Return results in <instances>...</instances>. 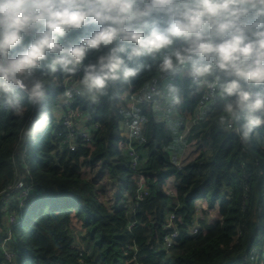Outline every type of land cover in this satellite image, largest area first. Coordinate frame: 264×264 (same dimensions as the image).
<instances>
[{
  "label": "trees",
  "instance_id": "16d2710c",
  "mask_svg": "<svg viewBox=\"0 0 264 264\" xmlns=\"http://www.w3.org/2000/svg\"><path fill=\"white\" fill-rule=\"evenodd\" d=\"M89 31L74 30L69 37L86 36ZM177 47L179 43L136 58L143 68L135 77L107 82L99 93L102 101L93 111L101 129L91 149L56 151L61 139L51 135L50 120V131L35 148L30 144L36 138L26 139L29 152L17 156L33 108L26 100L20 116L0 108V264L7 263L2 244L10 231L7 213L11 212L24 216L12 228L5 249L16 255L15 264H264V124L244 141L237 126L229 129L220 123L224 100L213 97L200 106L203 84L184 73L187 65L170 81L174 74L161 72L159 65L164 52L169 54ZM107 48L87 51L82 76L84 68L96 63ZM54 55L49 54L42 65ZM34 72L46 81L45 104L50 111L54 107L50 104L63 92L55 79L63 82L69 74L60 69L51 73L47 67ZM169 85L178 91L171 93ZM129 86L141 99L152 87L165 98L163 110L153 109L146 101L137 110L144 124L141 137L133 141L140 155L135 174L130 156L120 148L124 141L120 126L129 117L122 95ZM160 115L164 121L157 119ZM199 128L204 131L194 144L190 136ZM198 145L195 157L185 155L179 165L168 152L169 148L186 151ZM98 166L103 175L107 173L108 179L120 184L110 203L104 202L105 191L82 173L84 168ZM137 175L146 181L148 195L143 201L138 199ZM20 178L34 189V199L22 204L7 201L5 191ZM199 205L203 208L197 214ZM196 214L200 233L191 236L185 228L195 225ZM172 215L180 238L165 250ZM79 231H83L81 237Z\"/></svg>",
  "mask_w": 264,
  "mask_h": 264
},
{
  "label": "clouds",
  "instance_id": "9594fccd",
  "mask_svg": "<svg viewBox=\"0 0 264 264\" xmlns=\"http://www.w3.org/2000/svg\"><path fill=\"white\" fill-rule=\"evenodd\" d=\"M81 29L89 34L62 43ZM176 43L162 55L160 71L175 74L187 65L194 82L225 101L220 123L237 126L247 141L264 124V0H0V108L17 116L25 100L39 108L25 131L35 139L51 116L49 89L34 70L74 74L89 49L114 45L84 68L81 94L95 101L109 80L142 70L136 58ZM49 54L55 55L42 65ZM169 91L178 90L169 85Z\"/></svg>",
  "mask_w": 264,
  "mask_h": 264
},
{
  "label": "built area",
  "instance_id": "2783aa9c",
  "mask_svg": "<svg viewBox=\"0 0 264 264\" xmlns=\"http://www.w3.org/2000/svg\"><path fill=\"white\" fill-rule=\"evenodd\" d=\"M80 36L66 37L62 43H66L68 40H78ZM164 54H167L164 52ZM83 62L81 65L77 66V71L74 74H69L66 76L63 82L59 81V79H55L56 83L59 87L63 88V92L58 95L55 100V104L52 110L49 111L51 116V122L53 130L51 131V135L61 139L58 146H56V151L63 147H66L71 152H78L81 148L83 149H91L93 147L95 133L101 129V125L99 122L95 121L93 116V111L95 106L102 101V95L96 93L97 99L93 101L89 94L83 93L81 94L82 85L80 84V80L82 79V71H83ZM59 71V68L57 72ZM188 75L187 71L184 72ZM189 76V75H188ZM176 77L174 74L170 81H173ZM203 79V78H198ZM203 97L200 103V106L204 105L208 101L213 98L211 90L207 87V85L203 84ZM66 90H71L72 96L65 97L64 92ZM175 97L172 96V101H175ZM122 100L127 102V111L129 117L122 121L120 129H121V137L124 141L121 142L120 148L125 150V152L131 158V170L135 174L138 169V165L140 163V155L133 147V141L139 139L142 134V126L144 124V118L138 115V109H140V104L143 101L149 102L153 104V109L155 110H163L164 109V101L165 98L161 96L159 89L156 87H152L150 92L145 95L143 99L140 98L137 94H134L132 86H129L126 89V92L122 95ZM90 108V110H88ZM39 108L33 109L31 111V116L29 118V124L31 119L36 118V114ZM157 119L159 121H164L163 115L158 116ZM28 124V126H29ZM27 126V127H28ZM233 126H228L229 129H232ZM27 127L24 129L22 134V144L18 147V151L16 153L17 156L25 157L29 152V148L25 147L26 139L29 141L25 135V131ZM62 127V131H58V128ZM43 138V136L41 137ZM37 140V139H36ZM27 141V142H28ZM137 183H138V199L140 201L144 200V197L148 195L146 189V181L142 175H137ZM7 193V201H20V203L28 202L34 199L35 192L32 186L27 184L24 181V178H20L14 185L7 188L5 191ZM202 206H197L196 211L197 214L200 210H202ZM196 214V222L194 226L186 227V231L189 235H198L200 233V226L198 223V215ZM7 222L10 231L8 230V236L3 241V250L6 259V264H15L16 255L12 252L5 250L8 242L11 240V230L13 227L18 226L24 219V216H18L16 212L7 213ZM175 216L170 217V222L167 225V229H171V234L168 235L164 240V249L168 250L171 247L175 246L180 238V232L177 228L174 229L173 220ZM173 229V230H172ZM0 234H3V231L0 229ZM264 258V256H263Z\"/></svg>",
  "mask_w": 264,
  "mask_h": 264
},
{
  "label": "rangeland",
  "instance_id": "374dc122",
  "mask_svg": "<svg viewBox=\"0 0 264 264\" xmlns=\"http://www.w3.org/2000/svg\"><path fill=\"white\" fill-rule=\"evenodd\" d=\"M53 102V101H50ZM53 103L50 104V107H53ZM204 129H205V125H204ZM203 128H199V129H195L196 131H194V133L192 134V136H190V138L192 140H194V144L196 143L195 139L199 138L200 135H202V132L204 131ZM50 130L49 129H45L43 133H41L35 140L30 144V148L34 149L35 145H37L39 143V139L44 136L45 134H47ZM202 131V132H201ZM200 150V146H191L188 148V150L185 152V155L187 156L189 154L193 156V158L195 157V155L199 152ZM207 150V149H206ZM83 175L85 178H89L91 179L92 182H94L97 187L98 190L105 191V201L107 203H110V201L113 199L114 194L117 193L119 191L120 188V184L118 182H114L110 179H108V175L106 173V175H103V173L101 172V167L98 166L96 167L94 170H89L88 168H84L83 169ZM105 189H104V188ZM108 199V201H107ZM75 225L76 227H80V223H78L77 221H75ZM78 236L81 237L83 234V231H79L77 232ZM29 257V252H26V258Z\"/></svg>",
  "mask_w": 264,
  "mask_h": 264
},
{
  "label": "crops",
  "instance_id": "0c3cea01",
  "mask_svg": "<svg viewBox=\"0 0 264 264\" xmlns=\"http://www.w3.org/2000/svg\"><path fill=\"white\" fill-rule=\"evenodd\" d=\"M171 111V110H170ZM178 112V111H177ZM178 115V114H177ZM176 115V116H177ZM187 151V150H186ZM186 151H181V150H179V151H177V150H174L173 148H169L168 149V152H169V154H170V156H171V158H172V161L175 163V164H177V165H179V163H180V161L181 160H183L184 159V157H185V152Z\"/></svg>",
  "mask_w": 264,
  "mask_h": 264
}]
</instances>
